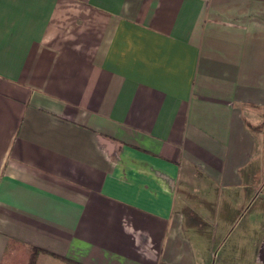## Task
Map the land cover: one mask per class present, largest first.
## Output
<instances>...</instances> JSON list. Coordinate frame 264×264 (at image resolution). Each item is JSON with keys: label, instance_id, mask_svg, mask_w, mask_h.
Instances as JSON below:
<instances>
[{"label": "crops", "instance_id": "crops-1", "mask_svg": "<svg viewBox=\"0 0 264 264\" xmlns=\"http://www.w3.org/2000/svg\"><path fill=\"white\" fill-rule=\"evenodd\" d=\"M264 264V0H0V264Z\"/></svg>", "mask_w": 264, "mask_h": 264}, {"label": "trees", "instance_id": "trees-1", "mask_svg": "<svg viewBox=\"0 0 264 264\" xmlns=\"http://www.w3.org/2000/svg\"><path fill=\"white\" fill-rule=\"evenodd\" d=\"M34 260H35V255L32 254L29 261H28V264H34Z\"/></svg>", "mask_w": 264, "mask_h": 264}]
</instances>
